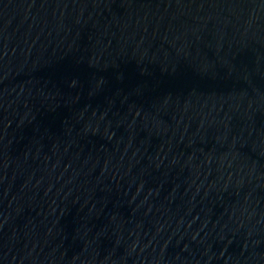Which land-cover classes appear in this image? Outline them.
<instances>
[{"label":"water","instance_id":"1","mask_svg":"<svg viewBox=\"0 0 264 264\" xmlns=\"http://www.w3.org/2000/svg\"><path fill=\"white\" fill-rule=\"evenodd\" d=\"M0 264H264V0H0Z\"/></svg>","mask_w":264,"mask_h":264}]
</instances>
